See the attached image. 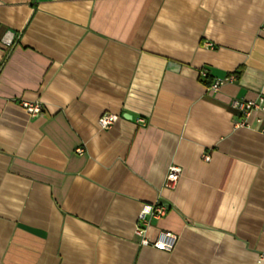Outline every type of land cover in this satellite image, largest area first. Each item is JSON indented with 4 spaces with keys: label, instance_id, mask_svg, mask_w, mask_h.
I'll return each instance as SVG.
<instances>
[{
    "label": "crops",
    "instance_id": "0c3cea01",
    "mask_svg": "<svg viewBox=\"0 0 264 264\" xmlns=\"http://www.w3.org/2000/svg\"><path fill=\"white\" fill-rule=\"evenodd\" d=\"M260 96L264 0H0V264H264Z\"/></svg>",
    "mask_w": 264,
    "mask_h": 264
},
{
    "label": "built area",
    "instance_id": "2783aa9c",
    "mask_svg": "<svg viewBox=\"0 0 264 264\" xmlns=\"http://www.w3.org/2000/svg\"><path fill=\"white\" fill-rule=\"evenodd\" d=\"M6 43L10 44L12 42V36L5 37ZM212 46V43H208ZM200 73L205 75L207 73L206 69H201ZM231 79V77L225 79H217L211 84H209L208 89L212 91H218L221 87V84L225 81ZM232 106L237 108L244 117L238 121L240 125H248L247 117L255 110L264 112V96H260L258 99H244V98H233L231 101ZM22 107L29 113L31 116L41 114L43 111V104L39 100H21ZM119 118V114L104 112L98 118V124L101 128L107 129L110 128ZM260 121L261 118H258ZM139 121H144V118H139ZM205 159L209 160L210 156L205 155ZM181 173V167L178 165H171L166 176L165 185L169 187H174L177 183ZM167 210V206L155 204L151 208L152 215H161L164 214ZM146 215L142 213L140 215L141 220H145ZM135 233L140 237V242L142 245H151L155 248H159L166 251H171L177 242V235L171 231L161 230L157 237L154 240H151L145 234V227L138 223L135 228Z\"/></svg>",
    "mask_w": 264,
    "mask_h": 264
},
{
    "label": "trees",
    "instance_id": "16d2710c",
    "mask_svg": "<svg viewBox=\"0 0 264 264\" xmlns=\"http://www.w3.org/2000/svg\"><path fill=\"white\" fill-rule=\"evenodd\" d=\"M206 83H208V82H206Z\"/></svg>",
    "mask_w": 264,
    "mask_h": 264
}]
</instances>
